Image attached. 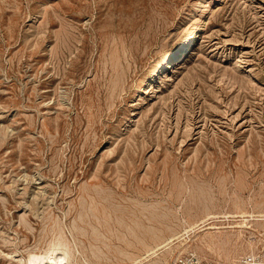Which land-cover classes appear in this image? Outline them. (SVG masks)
Returning <instances> with one entry per match:
<instances>
[{
	"label": "rangeland",
	"instance_id": "obj_1",
	"mask_svg": "<svg viewBox=\"0 0 264 264\" xmlns=\"http://www.w3.org/2000/svg\"><path fill=\"white\" fill-rule=\"evenodd\" d=\"M183 253L264 256V0H0V264Z\"/></svg>",
	"mask_w": 264,
	"mask_h": 264
},
{
	"label": "bare ground",
	"instance_id": "obj_2",
	"mask_svg": "<svg viewBox=\"0 0 264 264\" xmlns=\"http://www.w3.org/2000/svg\"><path fill=\"white\" fill-rule=\"evenodd\" d=\"M220 1L221 0H213V2H215V3L216 2H220ZM203 24H204V19L202 18L200 20V22L186 36H184L182 39L180 38L181 40L179 41V43L176 46H174L173 48H171V49H169L168 51L165 52L164 56L156 63V65H155L154 69L152 70V72L142 81L141 88H145L147 86L156 84V82L158 80H160V78L162 77V75L165 73V71L168 68L174 67L176 65V63L180 59H182L186 54H188V52L190 51V49L193 47V45L197 41V39H198V37L200 35V32H201V30L203 28ZM65 247H66V245H65ZM229 252H231V251H229ZM67 254H69V253H67ZM64 256H59L58 259L57 258L53 259V264H62L63 263V260H64ZM230 256H231V254H230ZM45 260H47V259H45ZM32 262H33V260H32ZM34 262L32 264H35Z\"/></svg>",
	"mask_w": 264,
	"mask_h": 264
},
{
	"label": "built area",
	"instance_id": "obj_3",
	"mask_svg": "<svg viewBox=\"0 0 264 264\" xmlns=\"http://www.w3.org/2000/svg\"><path fill=\"white\" fill-rule=\"evenodd\" d=\"M171 264H206L197 254L177 255ZM235 264H264V256L248 253L240 256Z\"/></svg>",
	"mask_w": 264,
	"mask_h": 264
}]
</instances>
